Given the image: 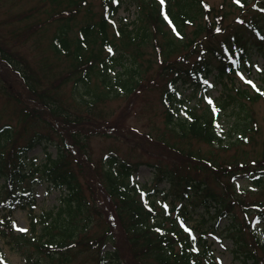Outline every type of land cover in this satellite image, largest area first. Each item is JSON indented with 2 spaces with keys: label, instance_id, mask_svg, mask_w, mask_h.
<instances>
[{
  "label": "trees",
  "instance_id": "obj_1",
  "mask_svg": "<svg viewBox=\"0 0 264 264\" xmlns=\"http://www.w3.org/2000/svg\"><path fill=\"white\" fill-rule=\"evenodd\" d=\"M39 2L20 18L24 21L34 14L39 19L27 25L25 32L36 34L49 23H62L48 46L53 52L76 50L79 62L69 74H77L73 89L77 87L75 81L81 83V89L76 90L79 94L73 93L74 104L65 102L35 77L23 55L0 38L4 92L20 106L23 117L19 129L0 118V240L5 239L32 264L39 260L42 264H74L79 256L88 257L82 263L94 264H222L206 235L209 230L217 233V222L227 220L224 230L231 233L234 245L244 248L237 256L245 264H264V240L254 224H264V200H247L240 194L243 190L237 191L230 180L244 170L251 180L261 183L264 143L252 164L238 159L226 164H216L207 156L202 159L194 141L222 143L217 122L223 105L219 100L208 104V112L191 113L187 121L179 117L175 104L182 86L202 84L209 92L211 74L222 82L225 75L232 80V72L244 65L248 71L252 69L243 32L251 31L264 39V28L259 26L264 20V0H231L230 9L224 3L217 8L207 0H164L163 4L161 0H100L99 12L89 0ZM132 4L137 6V16L129 24L117 14L121 7L128 9ZM83 8L85 20L71 25ZM147 43L154 47L157 57L154 74L148 73L150 64L144 67L141 48ZM106 50L108 54H104ZM195 54L197 59L191 61ZM213 60H217L216 65ZM69 74L52 81L53 87L64 84ZM92 76L97 80L93 84ZM147 86L160 91L165 129L170 136L131 129L129 141L141 146L149 140L161 143L173 158L170 166L162 159L145 162L153 168L151 187L137 185L131 175L139 163L120 158L115 151L101 159L99 171L89 153L82 155L84 159L73 157L74 146L85 148L98 133L93 126L106 115L105 101L124 96L126 112ZM224 86L228 88L223 91L225 96L230 89ZM256 90L264 96V87ZM30 121L42 122V127L49 129H36L25 143H19ZM41 142H47L46 160L37 163L35 158H28V152ZM47 145L56 147L53 157ZM85 163L95 170V181L89 176V181L82 179ZM190 163H195V172L205 169L208 177L191 174L185 169ZM44 182L46 188L61 191L59 203L32 218L31 229L16 231L14 204L30 206L31 214L36 185ZM162 182L168 184L167 190L165 186L159 188ZM97 188L105 200L98 196ZM152 192L161 194L162 199L151 198ZM199 204L204 208V219L191 224ZM219 233L223 234L221 230Z\"/></svg>",
  "mask_w": 264,
  "mask_h": 264
},
{
  "label": "rangeland",
  "instance_id": "obj_2",
  "mask_svg": "<svg viewBox=\"0 0 264 264\" xmlns=\"http://www.w3.org/2000/svg\"><path fill=\"white\" fill-rule=\"evenodd\" d=\"M89 1L93 6V10L99 12L102 7L100 5V0ZM207 1H210L217 8L220 3H224L229 9L231 8L229 5L231 0ZM39 3V0H0V38L10 45L12 51L26 58L30 64L32 73L35 77H39L49 90H54L55 94L59 98L62 97L65 102L74 104L75 98L73 93L75 94L76 90L81 89V83L77 81L75 82L78 88L76 87V89H73V80L77 77V74H69L71 71L70 69L77 66L79 62L74 55L76 50L53 52L48 46L50 38L57 30L56 28L62 23H49L45 29H40L36 34H28V32H25L26 26L35 23L39 19H35V15L32 14L26 17L24 21L20 20L24 12L30 10L31 7ZM85 10L86 9L83 8L80 11L76 16L77 19L72 21L71 25L74 22L79 24V22L85 20ZM136 14L137 6L135 4H132L128 9L121 7L118 12V16H123L129 24L136 18ZM33 15L34 17H32ZM259 26L262 27V29L264 28V20L262 23H259ZM243 33L249 45L250 52L248 56L256 67L252 69V75H250L249 79H247L244 72V76L241 75L240 72L233 73L234 80L237 81L236 85H239L240 90H237L236 87L233 86V88H229L230 90L224 96V94L220 92L222 86H220L219 82H216V88H212L210 94H208L206 87L202 84L197 85L191 83L190 85L180 87L181 93L175 100V104H177L178 107L181 105L179 117L186 120L191 113L202 115L208 112V103L217 101L213 100V94L216 95V97L217 95L224 97L223 99H219L223 106H221L222 109L218 117V127L222 133V143L211 144L206 141L199 143L194 141V149H199L198 152L201 153L200 157L203 159L207 156V158L209 157L211 159L210 161L216 160V164H226L229 161H236V159L245 164H252L255 162L254 159L260 156L263 148L264 96H260L261 93L256 90V87H264V75L260 74V72L264 70V47L259 48V46L264 45V39H260L256 33L251 31L245 30ZM26 34H28V36H26ZM117 36L116 34V39L118 40ZM221 37L222 36L219 38ZM219 41L220 40L216 42ZM94 49L97 50V48ZM141 49L143 52L142 58H144L145 62L144 67L150 64L148 73L154 74L157 70V57L155 56L154 47L151 43H147ZM69 54H72L75 60ZM104 54H108V51L106 50ZM197 56V54L193 55L191 61L197 59ZM212 64L216 65L217 60H213ZM0 74L2 75V73ZM61 74H69V77L67 76L68 80L60 85L59 88L53 87L52 81L57 80ZM213 80L214 76L211 75L209 77V82ZM225 80L227 81L226 78ZM249 80L252 81L254 85L249 83ZM95 81H97L95 76H92L90 81L91 84ZM5 86L4 81L0 78V118L2 122H11L16 129H19V127L23 125V117L20 114L21 108L14 99L5 94ZM227 90L228 88H224V92ZM132 101L133 104L132 106L130 105L131 108L129 107L126 112L125 107L128 101L124 96L111 98L105 101L103 109L106 111V115L102 119H98L94 122L93 126L94 131L98 130V133L95 132V136H91L89 144L86 145L85 148L74 146L73 157L84 159L82 155L89 153L92 157L93 165L99 171L101 159L105 158L109 151H115L120 158H129L133 162L139 163V168L131 175L132 180L137 185L146 184L148 187H151L154 184L153 168L145 162H157V160L162 159L164 163L170 166L169 161L173 158L169 156L166 148H163L161 143L159 145L149 140L146 141L144 146H141L140 144L129 141L132 138L129 131L131 132V129L140 130L147 134L152 133L153 136L165 132L166 137L170 136L169 132H166L165 129V106L162 100H160L159 89H153L151 86H147L145 92ZM43 125L42 122L33 123L30 121L27 131L19 138V143H25L32 132L36 129H41ZM42 128L45 130L49 129L47 127ZM104 131H106V133ZM236 141L238 143H236ZM46 143L47 142H41L31 148L28 152V158H35L37 163L44 162L46 160L44 148ZM46 148L52 154V157L56 154L57 149L54 145H47ZM75 167L79 169L78 166ZM185 169L190 171L191 174L195 173L204 178L208 177V173L205 169H200V172H195V163L188 164ZM92 171L94 172L95 170L89 168V164L85 163L83 172L80 173L82 179H87L89 181L88 176L93 179L94 175ZM245 172L244 170H240L237 171V174L234 175L232 179H230V177L227 178L235 183L237 191L243 190L240 194L247 200H249V198H261L264 200V179L261 183L257 184L254 180H251L248 177L249 175L247 176ZM213 184H215V181H213ZM36 186L37 194L31 214L29 212L31 209L30 206L21 207L14 204V225L18 232H21L19 230L20 228L26 230L31 229L32 218L38 217L41 211L51 209L59 203L58 201L61 195L59 189L52 188V186L49 189L46 188V182ZM158 186L159 188H162V186L169 187L165 182H162ZM97 189L98 196L105 200L103 192L99 188ZM86 193L89 195L90 191L87 190ZM152 197L161 200L162 195L152 192L151 198ZM204 214V208L199 204L198 209L192 213L194 218L190 223L196 224L199 223V221H203ZM227 223V220H220L217 224L218 230L220 231L221 228L224 230L225 227L223 226ZM257 226L260 229L261 236L264 238V224ZM37 228H40V225H38ZM36 233H39V231ZM222 233L221 235L209 230L206 235L218 262L220 261L222 264H245L243 259L237 256L244 248L238 249V247L234 245L231 233L226 234L225 231ZM110 248V246H107V249ZM0 249L1 253H4L3 259L0 258V264H32L27 261L20 251L15 248L13 249L5 239L0 240ZM86 259H88V257L79 256L74 264H94L91 261L82 263V260ZM37 264H42V260H39Z\"/></svg>",
  "mask_w": 264,
  "mask_h": 264
},
{
  "label": "snow or ice",
  "instance_id": "obj_3",
  "mask_svg": "<svg viewBox=\"0 0 264 264\" xmlns=\"http://www.w3.org/2000/svg\"><path fill=\"white\" fill-rule=\"evenodd\" d=\"M163 2H164V0H161V3L163 4ZM249 83H251V81H249ZM262 95H264V93H262ZM165 207H167V206H165ZM20 231H27L26 229H23V228H20L19 229Z\"/></svg>",
  "mask_w": 264,
  "mask_h": 264
}]
</instances>
